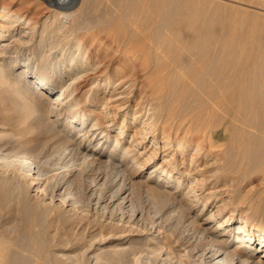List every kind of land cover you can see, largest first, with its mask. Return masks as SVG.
I'll use <instances>...</instances> for the list:
<instances>
[{"label": "bare ground", "instance_id": "obj_1", "mask_svg": "<svg viewBox=\"0 0 264 264\" xmlns=\"http://www.w3.org/2000/svg\"><path fill=\"white\" fill-rule=\"evenodd\" d=\"M60 2L71 3L73 0H60ZM24 18L7 13L4 19L9 21L10 25L4 29L8 32L6 36H12L25 29L27 34L37 30L30 21L23 25ZM81 27L78 29L76 27V30L72 25L77 32L100 29L103 33L112 35L113 41L117 43L116 54L112 56L102 48H97L99 54H108L109 61L121 58L115 71H108L104 79L106 83L103 85L108 86L104 93L106 97L103 96L102 100L116 103L131 98L128 94L130 85L127 84L132 82L128 79L134 74L133 66L145 78L141 88L145 96H141L137 104L140 105L141 110L134 117V121L140 124L138 133L141 134V140L133 141V147L129 146L122 150L121 160H118L114 153L103 160L96 154L95 149L84 151L80 147L82 143L78 145L79 154L83 155L84 160L97 165L105 164L107 171L116 176L112 184L117 187L116 192H112L109 198L95 195L94 203L97 207L101 205L110 207L120 199L124 204L130 203L128 194L125 195L129 190L127 182L133 184L135 177L141 175L142 172L137 169L143 168L146 164L148 158H142L150 150L153 153L159 150L174 154L185 153L193 146V142L201 137L215 140L209 152H200L207 162L212 160L210 157L212 154L222 155L220 161L228 160L236 169L237 175L232 176L229 185L239 184L243 180L250 179L254 174H261L264 184V0H113V7L101 12L95 25ZM26 37V34L21 35V38ZM85 39L89 40V38ZM84 44V39H80L76 56L71 60L68 68L65 66V72L62 74L69 76L68 71H71L74 72L75 77L66 84L67 87H64L56 105L50 109L43 108L33 99L34 97L31 98V86L42 87L34 94L42 99L48 98L54 91L49 85L54 84L56 73L41 65L38 68L39 76H30L31 82L24 83L23 77L14 71L20 55L17 54L12 66H9L8 60L13 58L11 57L13 45L5 43L0 46V119L5 125L17 124L18 132L23 136L40 129L44 123L51 127L59 125L63 119L68 122L79 119L84 123L86 115L81 111L80 98L75 91L73 93L69 90L74 88L73 86L78 84L84 75L104 65V63L99 64L100 61L91 63L89 58L83 56ZM76 57L79 58L76 60ZM131 65L132 69L129 68ZM27 72V70L22 71V75ZM114 76L119 80L111 88L109 85ZM98 101L100 102L101 99ZM129 102H132V99ZM66 107L72 108L73 113L64 114ZM45 109V113L48 114L46 118L43 115ZM99 126L100 123L96 121L86 134L92 132L95 136ZM124 131L125 127L122 128L121 135ZM9 132L5 127H0V138L8 136ZM84 137L86 135L82 139ZM26 140L27 143L30 142L28 138ZM218 140H224L223 149L221 145H215ZM107 141L108 135L105 133L99 138L98 144H102L103 147ZM147 142L150 144L143 152L137 151L141 144ZM71 143L74 144L72 141ZM119 145L118 140L113 152ZM21 159L20 161L27 164L32 169L31 172L33 171V174H30L32 181L30 188L35 197L42 198L45 203L48 200L52 203L55 197L48 199L47 195L43 196L46 184L41 178L40 169L36 165L33 166L28 158L21 157ZM171 161L172 158H165L164 162L154 167L151 172V174L161 172L168 176L164 179L160 177L158 182L163 194H166L170 186L168 179L173 177L172 170L177 167L176 163L169 166L168 163ZM130 163L138 164L136 171H129ZM184 174L188 175V173ZM73 176H75L73 171L67 174V178ZM104 179L103 176L101 180ZM178 183L179 186L185 181L181 178ZM195 188L191 186L190 193L194 192ZM61 189L62 186L57 190L58 198L61 196ZM237 190L235 187L228 190L226 188L230 198L227 203L232 202L233 212L222 219L218 226L212 228L213 230L208 231L204 228L196 232L197 243L193 249L196 261L199 260L200 264H264V213H262L264 195H256L257 197L249 203L247 195L238 196ZM194 195L197 199L198 195L196 193ZM58 200L64 207L73 204L71 203L73 200L68 201L66 198ZM243 206L246 207L247 212L251 211L254 215L262 216V220H255L252 225L248 224L244 217ZM236 215H240L241 224L235 229L233 219ZM207 219L214 220V215ZM247 225H250L249 230ZM20 232H22L19 233L20 236H16L18 238L15 239L1 234L0 264H27V258L23 257L21 254L23 251L20 250L27 249L30 245L27 244V229ZM255 232L260 236L258 243L254 239ZM140 235V239H145L147 234ZM154 238L148 239L147 247H151ZM31 241L39 248L35 250L40 252L44 243L39 238L31 237ZM159 241L155 240L157 243ZM235 243L237 244L233 246ZM160 250L162 251H159L158 259L163 263L169 262L172 259L170 252L161 248ZM258 252L262 253L260 257L256 256ZM91 258L90 260H95L94 264L98 262L99 257L91 256ZM71 259L73 263L78 260L76 257Z\"/></svg>", "mask_w": 264, "mask_h": 264}, {"label": "rangeland", "instance_id": "obj_2", "mask_svg": "<svg viewBox=\"0 0 264 264\" xmlns=\"http://www.w3.org/2000/svg\"><path fill=\"white\" fill-rule=\"evenodd\" d=\"M111 2L110 0H73L71 3L60 2V0H0V46L5 43L13 45L11 55L13 58L8 60L9 66H12L14 57L19 54L14 71L23 77L24 83L31 82L30 76H39L38 68L41 65H45L56 73L54 84L49 85L54 91L48 98L42 99L34 94L42 87L31 86V98L34 97L33 99L43 108L50 109L55 106L66 84L75 77L74 72L71 71H68L69 76L62 74L65 72V66L68 68L71 60L76 56L80 39H84L85 42L82 47L83 56L89 58L91 63L99 61V64L104 63L100 68L84 75L81 81L73 86L75 89L69 90L73 93L75 91L80 98L81 111L86 115L84 123L79 119L72 122L63 119L55 127L44 123L40 129L22 136L18 132L17 124L5 125L0 119V127L10 131V135L0 138V236L2 234L15 239L20 236L19 233H22L20 230L27 229V244L32 246L28 245L27 249H20L23 251L21 252L23 257L27 258V264H94L95 260H90L91 256L99 257L96 264H200L199 260L196 261L193 249L197 243V233L204 228L208 231L213 230L222 219L233 212L232 202L227 203L230 198L226 188L228 190L235 187L240 191L237 190V195H247L250 203L258 194L264 195L261 174H254L250 179L243 180V183L229 185L232 176L237 175L236 169L228 160L220 161L222 155L212 154L210 155L212 160L207 162L200 152L210 150L215 140L201 137L195 140L193 146L185 153L174 154V152H163V150L153 153L150 150L142 158H148L146 164L143 168L137 169L142 172L141 175L135 177L133 184L127 182L129 190L125 195L128 194L130 203L124 204L120 199L112 206H106L107 208L103 205L96 206L94 203L96 197L101 195L100 197L109 198L112 192H116L117 187L112 185L116 176L107 171L105 164L97 165L84 160L83 155L79 154L78 145L82 143L80 147L84 151L95 149L96 154L103 160H106L111 153L121 160L122 150L129 146L133 147V141L141 140V134L138 133L140 124L134 121V117L141 110L140 105H137L141 96H145L141 89L145 78L133 66L134 74L128 79L132 82L128 81L127 84L130 85L128 91L131 93L128 92V94L131 95L129 100L132 99V102L128 99L116 103L102 100L103 96L106 97L104 93L108 86L103 85L106 83L104 79L108 71H115L121 58L109 61L108 54H99L98 49L102 48L104 52L112 56L116 54L117 43L113 41L112 35H107L97 28L90 32L76 31L80 26L95 25L100 13L113 7V0ZM68 8L73 9L67 10ZM7 13L24 16L23 25L30 21L37 30L27 34L25 29L12 36H6L8 32L4 29L10 25V22L4 19ZM72 25L77 29L72 28ZM24 34L27 37L21 38ZM102 59L103 62H101ZM129 68L132 69V65ZM24 70L28 72L22 75ZM118 80L119 78L114 76L109 86L114 87ZM48 90L51 92L50 89ZM98 99L101 101L99 102ZM46 109L43 110L45 118L48 115L45 113ZM72 113V108L64 109V114ZM96 121L101 125L96 131L97 134L95 136L92 132L86 134ZM124 127L125 131L121 135ZM105 133L108 135V141L102 147L98 141ZM84 135L86 137L82 139ZM25 138H28L30 142L27 143ZM118 140L120 145L113 152ZM223 143H225L224 140H218L215 145H221L223 149ZM149 144L148 142L141 144L137 151L143 152ZM150 154L153 157H150ZM21 157L28 158L33 166L36 165L40 169L41 178L46 184H44L46 188H44L43 196L47 195L48 199L55 197L53 204L49 203L50 200L47 204L42 201V198L35 197L30 188L32 182L30 174H33V171L31 172V168L20 161ZM165 158H172L168 165L172 166L176 163L177 167L172 170L173 177L168 179L170 186L166 194H163L158 182L160 177L164 179L168 176L161 172L153 174L151 172L154 167L162 164ZM129 165H131L130 172L136 171L138 164L135 166L134 163H130ZM70 171H73L75 176L67 178ZM101 176L105 179L101 180ZM181 178L185 183L178 186ZM61 186L62 197L58 198L57 190ZM191 186L196 187L194 192H191L193 195L190 193ZM195 193L198 195L197 199ZM62 198L68 201L73 200L71 202L73 204L64 207L58 200ZM243 211L250 225L255 220L263 218L254 215L251 211L247 212L246 207ZM262 213H264V206ZM211 215H214V220L208 221L207 218ZM240 224L241 217L236 215L233 226L236 229ZM250 225L246 226L248 230ZM143 233L147 235L145 239H140V234ZM253 234L258 243L260 236L257 232ZM31 237L39 238L44 243L42 251L40 250L42 253L35 250L39 248L35 242L32 243ZM152 237L156 239L154 238L151 247H147L146 243ZM157 239L160 243L155 242ZM34 246L36 248H32ZM160 248L170 252L172 259L169 262L163 263L158 259L159 251H162ZM261 254L258 252L256 256L260 257ZM71 256L78 259L76 263L72 262Z\"/></svg>", "mask_w": 264, "mask_h": 264}]
</instances>
